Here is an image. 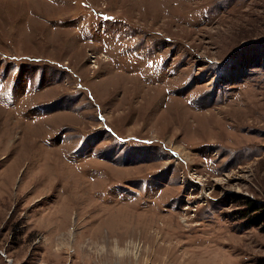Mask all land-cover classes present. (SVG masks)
<instances>
[{"label":"rangeland","instance_id":"374dc122","mask_svg":"<svg viewBox=\"0 0 264 264\" xmlns=\"http://www.w3.org/2000/svg\"><path fill=\"white\" fill-rule=\"evenodd\" d=\"M264 0H0V264H264Z\"/></svg>","mask_w":264,"mask_h":264},{"label":"trees","instance_id":"16d2710c","mask_svg":"<svg viewBox=\"0 0 264 264\" xmlns=\"http://www.w3.org/2000/svg\"><path fill=\"white\" fill-rule=\"evenodd\" d=\"M249 203V206L255 210V211H258L257 209H259V211L257 212L256 215H254L255 218H258L259 221L257 222H261L262 223V228L264 230V206L263 207H258L257 204L253 201H248Z\"/></svg>","mask_w":264,"mask_h":264}]
</instances>
